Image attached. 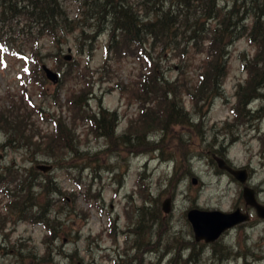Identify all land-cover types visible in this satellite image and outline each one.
<instances>
[{"label":"rangeland","instance_id":"374dc122","mask_svg":"<svg viewBox=\"0 0 264 264\" xmlns=\"http://www.w3.org/2000/svg\"><path fill=\"white\" fill-rule=\"evenodd\" d=\"M232 2L221 0L220 5L230 9ZM245 21L251 28L252 18ZM97 39L100 43L96 52L82 58V65L89 63L91 67L92 77L88 76L94 84L91 105L98 108L101 99L106 109L117 111V136L136 135L137 132L130 128L138 120L136 131L139 130L142 109L140 102L130 97L129 90L140 87L141 67L131 60L121 64L110 62L106 76L103 63L109 38L103 32ZM41 46L43 51H49L52 43L44 40ZM63 48L65 62L81 57L74 40ZM256 50L257 45L250 43L248 37L226 48L224 59L229 74L223 86L218 88L220 93L209 101H196L187 91H182L175 99L169 95L175 104L166 107L168 123L166 127L148 130L146 137L152 144L149 146L140 143L137 148L131 145L128 149L120 142L115 148L103 137L87 136V124L80 123L77 134L83 140L82 148L90 151L91 161L84 164L79 156L70 164H79L78 167L63 170L55 167L48 172L36 169L30 173L32 166L47 163L49 157H43L48 154H40V161L33 163L30 160L34 155L30 150L6 148V137L1 133L0 174L4 176L12 163L22 168L27 166L29 176L24 185L30 184L32 199L42 202L44 190L40 183L44 184L48 178L59 182L66 190L68 204L63 207L61 204L50 205V214L42 217L40 214L45 211L46 204L40 207V204L32 203L30 212L42 219H52L57 232L53 237L43 223L19 217L20 212L12 202L15 185L9 181L0 183V264H244L246 258H253L249 257L251 252L264 250V218L259 217L254 206L250 205L254 211L248 221L210 243L195 239L188 218L193 208L249 212L243 195L244 184L221 169L213 154L227 158L235 166L249 165L252 173L247 184L261 189L258 201L264 204V88L257 90L262 96L250 91L246 82L249 73L243 68ZM10 52L12 50H0V108L8 107L14 98L27 113L32 112L33 107L21 97L27 87L34 105L42 104L49 116L56 110L69 120L71 113L65 107L67 89L69 85H76L74 80L61 89L63 110L50 111L48 105L59 81L43 77L36 66L35 78L31 81L24 71L25 63L11 57ZM154 57L158 68H163L162 74L177 83L179 58L172 54ZM204 58L201 54L196 62L201 64ZM42 64L58 72L52 60L44 59ZM189 76L196 77L197 74L191 71ZM110 77L113 78L110 80ZM38 78L40 81L36 85L34 80ZM116 82L126 86L125 94ZM45 89L47 94L43 96ZM13 94L16 97L12 98ZM239 101H243L242 104ZM236 106L240 113L238 117L232 110ZM22 112L25 113V109ZM172 112L178 113L177 122H186L174 123ZM33 113L32 120L43 133L53 132L52 123L41 119L37 112ZM132 139L135 140V136ZM89 184L92 191L88 196L86 188ZM168 198L171 209L165 212L163 203ZM234 249L239 252L238 256L225 259L228 251L233 254ZM254 263L264 264V259Z\"/></svg>","mask_w":264,"mask_h":264},{"label":"trees","instance_id":"16d2710c","mask_svg":"<svg viewBox=\"0 0 264 264\" xmlns=\"http://www.w3.org/2000/svg\"><path fill=\"white\" fill-rule=\"evenodd\" d=\"M220 1L0 0V49L5 52L12 49V55L27 62L24 69L31 81L35 78L36 67L39 68L38 72L45 76L41 65L44 59L52 60L60 73L57 91L48 105L50 111L56 108L63 110L61 89L73 80L76 84L69 85L67 89L65 107L71 113L69 120L56 110L49 116L42 104L34 105L27 87L24 88L21 97L24 101L26 98L33 107L32 112L27 113L26 108L19 106L13 98L16 95L13 94L10 105L0 108V134L3 133L6 137L4 146L30 150L34 155V159L30 160L33 163L40 161L42 157L40 154H48L43 158L49 157L47 162L63 170L65 167H78L79 164H70L79 156L84 164L91 161L90 151L82 148L83 140L81 135L77 134L80 123L87 124V136L103 137L111 145H115V148L120 142L128 149L131 145L137 148V144L140 143L143 146L152 145L146 134L150 128L166 127L168 123V117L165 118L166 107L175 104L169 95H173L175 99L182 91H187L193 99L201 102L209 101L220 93L218 88L223 86L229 74L227 60L224 59L226 48L244 37H248L250 43L257 45L253 57L249 58L246 65L243 64V68L249 73L246 78L247 87L258 96V88L264 85V3L253 4L256 11L247 6L244 14L242 7L248 3L247 0H233L230 9L223 8ZM249 12H252L254 19L251 28L245 24ZM103 32L107 33L109 38L103 63L106 76L110 62L121 64L131 60L141 67L138 81L140 87L129 90L130 97L140 102L142 109L139 130L136 131L138 120L130 128L139 135L129 133L131 134L129 136H117L115 128L118 120L117 111L106 109L101 99L98 108L91 105V99L94 97L92 96L94 84L90 77L88 78L91 76V67L89 63L82 65V58L84 59L83 55L96 52L100 43L97 36ZM44 40L52 43L49 51L42 49L41 43ZM71 40H74L81 57L65 62L62 56L63 47ZM28 52L30 54H27ZM43 52L46 54L43 55ZM170 54L179 58L181 63L177 83H172L162 74L163 68H158L159 64L154 57ZM201 54H204L205 58L198 64L196 61ZM191 71L199 76H196L197 80L196 77L189 76ZM112 78L110 77V80ZM37 81L40 79L34 80L35 83ZM116 85L121 87L125 94L126 86L121 82H116ZM241 89L243 90L242 86ZM45 91L46 89L42 92L43 96L47 94ZM245 95L246 92L243 93V97ZM242 102L239 101V104ZM237 108L232 107V110L238 117L240 113ZM22 109H25V113ZM33 112H37L41 115L40 118L52 123L53 132L43 133V129L32 120ZM171 116L174 123L186 122V120L177 122L175 118L179 115L176 112H172ZM132 136H135V140ZM71 155H74V158H70ZM26 167L22 168L12 163L4 171V176L0 174V183L9 181L15 185L16 193L12 202L20 212L19 217L43 223L54 237L57 232L52 219L42 217L50 214L52 209L50 205L67 206L66 190L59 186V182L47 178L44 184L40 183L41 189L44 190L42 202L39 199H32L30 184L24 185L29 176ZM36 169V166H32L29 169L30 173ZM88 186L86 195L89 196L92 187L91 184ZM33 202L40 204V207L46 204L45 211L40 214L42 217L30 212Z\"/></svg>","mask_w":264,"mask_h":264},{"label":"water","instance_id":"95a60500","mask_svg":"<svg viewBox=\"0 0 264 264\" xmlns=\"http://www.w3.org/2000/svg\"><path fill=\"white\" fill-rule=\"evenodd\" d=\"M44 69L48 78L55 82L58 81L59 76L56 72L48 69L46 65H44ZM213 157L221 169L228 171L242 183H246L248 174L245 169H235L234 167L230 166L224 158L217 156L216 154H214ZM37 168L48 172L53 169V166L38 165ZM243 194L247 204L256 207L259 216L264 218V205L257 201L254 190L250 187H245ZM170 201L171 199L168 198L163 203L165 212H169L171 209ZM188 218L193 226L195 239L197 241L204 240L205 242L210 243L218 240L226 230L236 226L239 223L247 221L249 219V215L241 213L239 209L234 212L226 213L220 210L206 211L193 208L189 211Z\"/></svg>","mask_w":264,"mask_h":264},{"label":"bare ground","instance_id":"6f19581e","mask_svg":"<svg viewBox=\"0 0 264 264\" xmlns=\"http://www.w3.org/2000/svg\"><path fill=\"white\" fill-rule=\"evenodd\" d=\"M248 1V3L247 4H245L243 7H242V13L244 12V14L246 13V11H245V9H246V7L248 6L250 9H252L253 11H256V8H255V6L253 5V4H263L264 3V0H255V1H253V0H247ZM247 17H250V18H252L253 19V17H252V12H249V13H247ZM254 20V19H253ZM261 88H264V85L262 86V85H260V87L258 88V90L260 91L261 90ZM260 96H262V93L260 92V93H258ZM254 112V111H253ZM264 118V117H263ZM214 155V154H213ZM228 164L230 165V166H232V167H234V165H232L231 163H229L228 162ZM235 168V167H234ZM236 169V168H235ZM228 230H231V229H228ZM228 230H226L223 234H222V236L224 235V234H226L227 232H228ZM138 234H140V235H144L141 231H138ZM221 236V237H222ZM184 250H186L185 248H184ZM233 250V249H232ZM237 254H239V252H237V250H235L234 249V252H233V254L230 252V251H228V253H227V255L225 256V259L226 258H228V257H230L231 255H232V258L235 256V255H237ZM238 256V255H237ZM249 257H251V256H249ZM179 259H183V257H182V254L180 253L179 254ZM251 260H248L247 258L245 259V261L247 262V263H251V264H255L254 262L255 261H257V262H259L260 260H262V259H264V250H260L258 253H257V255L255 256V257H253V258H250ZM79 263H81V262H79ZM78 263V264H79Z\"/></svg>","mask_w":264,"mask_h":264},{"label":"flooded vegetation","instance_id":"af4514ba","mask_svg":"<svg viewBox=\"0 0 264 264\" xmlns=\"http://www.w3.org/2000/svg\"><path fill=\"white\" fill-rule=\"evenodd\" d=\"M234 167L235 168H238V169H247V171H248V176L250 177V175H251V173H252V171L250 170V166L249 165H245L244 167H239V166H235L234 165ZM250 179V178H249ZM248 179V181H250ZM247 181V182H248ZM245 187H250L251 189H253L254 190V193H255V196H256V198H257V200H258V194L259 193H261V189L259 188V187H257V185L256 186H253V185H250V184H244V187H243V193H244V188ZM244 195V194H243ZM246 204H247V202H246ZM262 205H264V204H262ZM252 206V205H251ZM251 206L250 205H246V209L249 211V212H247L246 214L247 215H249V219H250V216L253 214V212L252 211H254V209L253 208H251ZM256 208V207H255ZM257 209V208H256ZM257 213H258V210H257ZM259 215V214H258ZM260 217V216H259ZM248 221V220H247ZM239 224H241V223H239ZM239 224H237L236 226H234V227H237V226H239ZM231 229V228H230ZM229 231L230 230H228V232L227 233H229ZM227 233L225 234V236L227 235ZM257 255V252L255 251L254 253H250V256L251 257H255ZM244 264H249V263H247L246 261H244Z\"/></svg>","mask_w":264,"mask_h":264}]
</instances>
